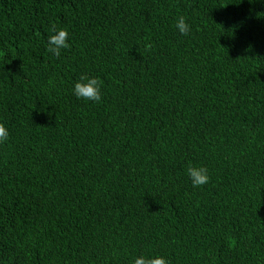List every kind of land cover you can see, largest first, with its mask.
<instances>
[{"label":"trees","instance_id":"obj_1","mask_svg":"<svg viewBox=\"0 0 264 264\" xmlns=\"http://www.w3.org/2000/svg\"><path fill=\"white\" fill-rule=\"evenodd\" d=\"M0 122V264H264V0H0Z\"/></svg>","mask_w":264,"mask_h":264},{"label":"clouds","instance_id":"obj_2","mask_svg":"<svg viewBox=\"0 0 264 264\" xmlns=\"http://www.w3.org/2000/svg\"><path fill=\"white\" fill-rule=\"evenodd\" d=\"M251 2V0H250ZM176 28L182 35H187L191 31L190 25L186 22L184 16H180L176 21ZM52 31L54 34L48 38V48L47 51L50 52L55 57L59 58L62 49H68L70 44L68 43L69 33L67 29L60 28L57 29L55 24L52 26ZM153 45L149 41L144 45L146 51H150ZM102 80L99 77H92L86 74L80 75L79 79L74 83L73 92L77 98L83 100H91L93 102H101ZM9 139L8 129L5 127L4 123L0 122V144L6 143ZM187 174L191 179L192 185L194 187H200L209 182L208 170L206 167H195L189 165L187 167ZM133 264H169V261L160 255H155L152 257H145L140 255L136 257Z\"/></svg>","mask_w":264,"mask_h":264}]
</instances>
